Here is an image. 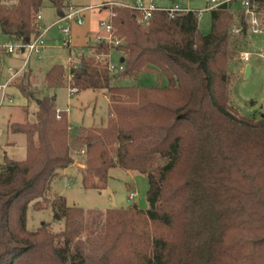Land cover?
<instances>
[{
	"label": "trees",
	"instance_id": "obj_1",
	"mask_svg": "<svg viewBox=\"0 0 264 264\" xmlns=\"http://www.w3.org/2000/svg\"><path fill=\"white\" fill-rule=\"evenodd\" d=\"M6 1L12 0H0L2 33L24 42L40 34L35 16L45 2L58 13L70 6L69 0ZM113 12L122 43H95L74 73L77 92L106 91L107 125L72 129L67 112L58 118L56 98L46 95L35 121L15 128L27 136V157L0 165V264H264V113L248 118L230 106L229 27L235 19L245 34L243 13L232 2L212 8L211 31L203 34L193 10L173 17L155 10L147 26L134 9ZM113 49L125 64L115 75L96 60ZM63 70L53 65L46 85L62 86ZM146 71L168 84H116ZM75 149L84 150L85 188L105 189L115 167L144 174L148 209L85 211L57 196L53 218L65 220V230L55 234L45 222L28 230L29 207L41 208ZM84 230L90 252L74 243Z\"/></svg>",
	"mask_w": 264,
	"mask_h": 264
},
{
	"label": "rangeland",
	"instance_id": "obj_2",
	"mask_svg": "<svg viewBox=\"0 0 264 264\" xmlns=\"http://www.w3.org/2000/svg\"><path fill=\"white\" fill-rule=\"evenodd\" d=\"M13 1L6 2L11 4ZM211 1L155 0V4L161 8L179 5L182 8L196 11L199 15L200 32L208 34L212 27V8L210 6L213 4ZM217 1L224 2L225 0ZM135 2L136 0H69V4L73 7L83 8V11L78 15L79 18L83 19V25H78L76 19L71 22L62 21L54 24L59 20V13L49 2H45L42 8L41 26L43 29L50 26L48 34L52 39L46 41V47L41 58L38 59L36 55H33L28 64V69L40 71L37 77L39 94L37 96L34 94L35 98H29L25 95L33 93L36 83L35 80L28 79V73L17 77L8 88L7 94L13 98V102L9 103L7 96L0 107V165H3L7 160L24 161L26 159L27 136L22 132L14 131L17 126L26 122L23 109H28L32 115L36 110L37 98L42 93L45 96H57L56 106L60 111L68 113L72 129L107 125L110 107L109 101L102 91L88 89L70 95L63 77L62 86L57 87H48L43 77L49 66L56 64L63 66L68 64L71 57L79 60L82 56L93 55L94 49L91 47L95 45L96 37L105 35L99 27V22L110 18V8L102 7V4L134 5ZM232 9L236 13H242L239 1L232 2ZM260 21L263 26L261 32H252L246 24V33L242 35L236 31L241 26L235 19L229 27L231 34L229 72L232 78L230 106L237 115L254 119H259L264 113V8L262 5ZM66 26L71 28L70 47L66 46L67 39L62 31ZM5 40L6 37L0 27V42ZM110 52V62L116 66L120 65L123 53L118 49L110 50ZM243 52L250 54L248 61L242 60ZM18 55H22V53L4 55L3 59H0V84L5 83L8 79L10 70L17 71L22 66L25 55L23 54V58H17ZM247 66L250 67L249 72ZM113 74L115 75V73ZM116 84L120 86L155 87L166 86L168 80L156 71H146L140 73L137 79L121 77L116 80ZM22 88H25L27 93L23 92ZM104 92L106 93V91ZM29 120L30 122L33 120L32 116ZM72 153L73 164L54 179L49 195L39 203L41 208L35 209L32 205L29 207L27 212L28 230L35 231L44 222L50 224V230L55 234L65 230V220L56 221L53 218L51 205L56 201L57 196L64 197L69 206L79 207L85 211H106L113 208H128L133 205H137L143 210L148 209L147 190L149 185L144 174L115 167L109 171L108 184L105 189L85 188L82 181V172L85 168L84 150L75 149ZM131 194H133V198H130ZM102 225L103 221L100 219L96 222L95 227L100 231L103 230ZM90 237L91 235L84 230L81 235L75 238L74 243L84 242L86 244L85 250L90 252Z\"/></svg>",
	"mask_w": 264,
	"mask_h": 264
},
{
	"label": "built area",
	"instance_id": "obj_3",
	"mask_svg": "<svg viewBox=\"0 0 264 264\" xmlns=\"http://www.w3.org/2000/svg\"><path fill=\"white\" fill-rule=\"evenodd\" d=\"M239 1L242 7V13L244 16L245 23L251 28L252 32H261L263 26L260 21V13H261V4L258 0H225L224 2H218L217 0H212L210 8L218 7L224 3ZM102 7H109L110 8V18L108 20H101L99 22V27L105 33L104 36L96 37V43L106 42L109 45L116 48L122 43V39L118 38L115 34L114 28L111 23V17L115 16L116 14L113 12V7L115 6H124L131 9H134L139 12L138 21L144 26H147L150 23V19L152 14L155 10L161 9L167 11L170 16H174L175 14H179L182 12L190 11L189 9L182 8L178 5L170 8H161L155 4V0H136L134 5L128 4H119V3H104L101 5ZM83 11V8H75L73 6H69L67 11L63 12L62 15L59 17V20L54 23L57 24L62 21L71 22L72 20L76 19V23L78 25H83L84 21L82 18H79V14ZM42 20V12L40 11L35 16V27L40 30V34L37 36L32 37L29 41L24 42L22 40H6L4 42H0V54L4 55H15L22 53L25 55V61L23 66L17 71H10L9 78L5 81V83L0 84V93H1V101L0 107L3 105L5 100L7 99V90L10 84L21 74L28 72V64L33 55L37 57H41L43 55L44 48L46 47V41L48 40L47 34L49 32L50 27L43 29L41 26ZM242 28L236 29L237 32H241ZM63 34L66 37V46L70 47L71 45V28L66 26L63 28ZM111 56V52L108 54H100L96 56V60L99 63H103L108 68L111 74L115 73L118 74L119 72L124 71L125 64L121 62L120 65L116 66L112 64L109 60ZM86 57V56H85ZM250 59V54L248 52L242 53V60L248 61ZM82 67L81 60L70 58L67 65H63L64 75L63 79H65L66 84L65 86L68 88L70 95H74L77 93L78 89L74 84V73L76 70ZM9 103L13 102V98L8 96ZM60 112L57 110V117H60ZM130 198H133V194H131Z\"/></svg>",
	"mask_w": 264,
	"mask_h": 264
},
{
	"label": "crops",
	"instance_id": "obj_4",
	"mask_svg": "<svg viewBox=\"0 0 264 264\" xmlns=\"http://www.w3.org/2000/svg\"><path fill=\"white\" fill-rule=\"evenodd\" d=\"M70 6H73V5H71L70 4ZM176 6V5H175ZM179 6V5H178ZM165 8H170V7H165ZM187 9V8H186ZM41 12H42V10H41ZM60 17V16H59ZM42 18H43V16H42ZM50 27V26H49ZM6 37V40H10V38H8L7 36H5ZM47 38H48V40H51L52 39V37L49 35V34H47ZM5 40V41H6ZM95 44V43H94ZM3 56H4V54H0V59L2 58L3 59ZM6 56H10V55H6ZM23 54L22 55H18V56H16L17 58L19 57V58H23ZM38 59H40L39 57H37ZM24 63V62H23ZM22 66H23V64H22ZM21 66V67H22ZM20 67V68H21ZM51 67L52 66H49V68L46 70V72H45V74H44V80H45V76H46V74H47V72L51 69ZM249 66H247V68H248ZM19 68V69H20ZM18 69V70H19ZM27 69H28V67H27ZM11 71V70H10ZM28 79L29 80H35V84H34V86H35V89H34V91H33V93H27V94H25L27 97H29V98H35L38 94H39V90H38V82H39V80L37 79V77H38V75L40 74V71H35V70H32V69H28ZM22 75V74H21ZM9 76H10V72H9ZM9 78V77H8ZM13 83H11L10 84V86L12 85ZM9 86V87H10ZM98 91H102L104 94H105V96L107 97V99H108V95L103 91V90H98ZM27 92V91H26ZM78 93H80V92H78ZM36 96H35V95ZM41 96H38V98H37V104H36V110H35V112H33L32 113V115L30 114V111L28 110V109H23L24 111V114H25V116H26V119H25V121H28V122H30V120H29V118L32 116V118H33V120L31 121V122H34L35 121V117H36V111H37V109H38V103H39V100H40V98H42L43 96H45V94L44 93H42V94H40ZM55 98H56V100H57V96H55ZM108 101H109V99H108ZM109 107H110V104H109ZM56 109L57 110H59L58 108H57V106H56ZM60 111V110H59ZM68 114V113H67ZM13 123V122H12ZM12 123H10V124H12ZM11 126V125H10ZM68 169V168H67ZM66 170V169H65ZM65 170H62V171H65ZM61 171V172H62ZM60 172V173H61Z\"/></svg>",
	"mask_w": 264,
	"mask_h": 264
},
{
	"label": "water",
	"instance_id": "obj_5",
	"mask_svg": "<svg viewBox=\"0 0 264 264\" xmlns=\"http://www.w3.org/2000/svg\"><path fill=\"white\" fill-rule=\"evenodd\" d=\"M61 15H62V13H59V16H61ZM247 71H248V72L250 71V67L247 68ZM75 166H76V167H79V168L81 167V166H79V165H75Z\"/></svg>",
	"mask_w": 264,
	"mask_h": 264
}]
</instances>
